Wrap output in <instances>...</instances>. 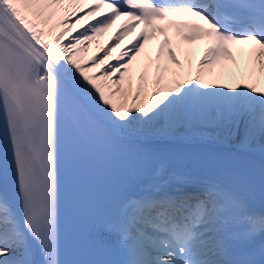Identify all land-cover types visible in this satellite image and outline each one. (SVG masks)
Instances as JSON below:
<instances>
[{"label":"snow or ice","instance_id":"1","mask_svg":"<svg viewBox=\"0 0 264 264\" xmlns=\"http://www.w3.org/2000/svg\"><path fill=\"white\" fill-rule=\"evenodd\" d=\"M81 117L166 139L214 130L264 153V0H0V264H67L61 135ZM156 156L169 179L95 224L117 264H264V208L218 181L188 187Z\"/></svg>","mask_w":264,"mask_h":264},{"label":"bare ground","instance_id":"2","mask_svg":"<svg viewBox=\"0 0 264 264\" xmlns=\"http://www.w3.org/2000/svg\"><path fill=\"white\" fill-rule=\"evenodd\" d=\"M111 34H106L104 37L101 38V42H105L108 39V36ZM93 48H95V45H93ZM117 136H126L127 138H141L143 140H150V141H158V140H166V138H159L156 136H153L151 134L145 136L143 134H129V133H115ZM168 140H178V141H203L207 142L210 144H225L229 145L231 147H238V141L233 140V141H225L223 139L222 134H217L216 131L214 130H209V133L206 137L204 138H198V137H193L192 134L186 129V128H181L179 129V132L177 133V136L175 139H168ZM251 152H254L260 156L264 157V153L260 151L259 143L250 149H246ZM174 164H176L179 167L184 168L187 171L190 172H198L196 169L193 168L192 163L184 158V157H178L172 160ZM115 173L117 175V186H118V213H119V206L122 198L129 194V193H139L142 190L148 188L150 185L159 182L160 180H168V174L165 173L163 177H157L156 173L153 175H139V174H134L131 171H129L125 166H123L120 162H116L115 166ZM171 171V169H169ZM190 181V180H189ZM195 184V182H190ZM190 185V184H189ZM169 187H172V184L168 185Z\"/></svg>","mask_w":264,"mask_h":264}]
</instances>
